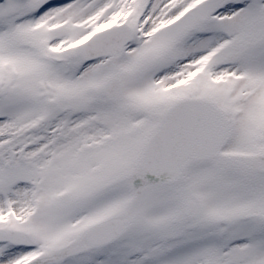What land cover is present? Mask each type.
<instances>
[{
	"label": "snow or ice",
	"instance_id": "obj_1",
	"mask_svg": "<svg viewBox=\"0 0 264 264\" xmlns=\"http://www.w3.org/2000/svg\"><path fill=\"white\" fill-rule=\"evenodd\" d=\"M0 264H264V0H0Z\"/></svg>",
	"mask_w": 264,
	"mask_h": 264
}]
</instances>
